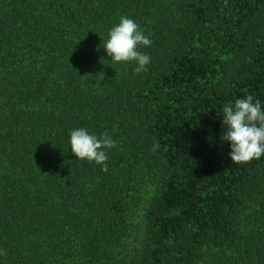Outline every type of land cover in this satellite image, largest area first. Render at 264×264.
<instances>
[{
    "label": "trees",
    "instance_id": "1",
    "mask_svg": "<svg viewBox=\"0 0 264 264\" xmlns=\"http://www.w3.org/2000/svg\"><path fill=\"white\" fill-rule=\"evenodd\" d=\"M122 16L146 72L103 47ZM247 95L264 108V0H0V264H264V156L221 139ZM76 128L116 141L106 172Z\"/></svg>",
    "mask_w": 264,
    "mask_h": 264
},
{
    "label": "clouds",
    "instance_id": "2",
    "mask_svg": "<svg viewBox=\"0 0 264 264\" xmlns=\"http://www.w3.org/2000/svg\"><path fill=\"white\" fill-rule=\"evenodd\" d=\"M103 42L107 55L114 63H135L134 72L140 74L148 70L151 57L139 50L141 46H150L152 40L144 35L135 20L122 16L119 23L108 33ZM222 127L225 129L222 140L229 141V153L232 163L245 164L264 156V108L252 95L236 99L223 106ZM116 147V141L107 133L99 137L86 128H76L70 132V149L79 160L95 162L108 170L106 149ZM160 147L158 142L152 150ZM47 174V173H44Z\"/></svg>",
    "mask_w": 264,
    "mask_h": 264
},
{
    "label": "rangeland",
    "instance_id": "3",
    "mask_svg": "<svg viewBox=\"0 0 264 264\" xmlns=\"http://www.w3.org/2000/svg\"><path fill=\"white\" fill-rule=\"evenodd\" d=\"M149 193L147 192L145 194V197L148 198ZM143 205H139L137 208H134L132 212L130 213V223L132 225L133 231H135L137 228L140 229L141 225L143 224Z\"/></svg>",
    "mask_w": 264,
    "mask_h": 264
}]
</instances>
